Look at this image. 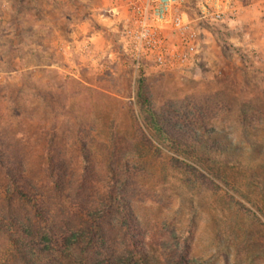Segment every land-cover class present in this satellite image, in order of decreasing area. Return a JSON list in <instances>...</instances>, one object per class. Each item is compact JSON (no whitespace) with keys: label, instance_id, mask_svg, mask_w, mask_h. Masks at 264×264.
Here are the masks:
<instances>
[{"label":"rangeland","instance_id":"374dc122","mask_svg":"<svg viewBox=\"0 0 264 264\" xmlns=\"http://www.w3.org/2000/svg\"><path fill=\"white\" fill-rule=\"evenodd\" d=\"M201 1L183 0L180 10L197 19ZM124 2L0 0L2 117L14 124L10 105L24 106L34 123L50 126L57 117L61 127L88 129L98 147L134 142L137 120L154 145L134 155L142 189L132 209L147 235L137 264H264V114L255 110L264 96V0H233L235 11L223 22L197 19L195 58L180 68L132 66L116 34L124 12H105L123 10ZM141 79L154 109L169 114L188 104L206 113L205 131L195 135L218 141L227 154L202 145L176 150L154 139L139 113ZM241 100L250 102L244 121ZM173 158L219 189L199 186ZM96 167L106 171L104 158Z\"/></svg>","mask_w":264,"mask_h":264},{"label":"trees","instance_id":"16d2710c","mask_svg":"<svg viewBox=\"0 0 264 264\" xmlns=\"http://www.w3.org/2000/svg\"><path fill=\"white\" fill-rule=\"evenodd\" d=\"M141 83L136 91L139 113L160 144L228 152L218 141L195 135L205 131L206 113L188 104L169 106V114L154 109ZM255 101L261 116L264 96ZM249 104L241 100L237 107L240 120L249 116ZM9 111L18 121L11 124L0 113V264H137L146 252L147 235L132 209L142 189L134 155L154 147L138 121L134 142L115 140L98 147L86 128L61 127L57 117L50 126L34 123L32 113L15 104ZM100 157L103 173L96 167ZM25 159L35 162V170L30 172ZM172 163L202 188L219 189L194 165L177 158Z\"/></svg>","mask_w":264,"mask_h":264},{"label":"built area","instance_id":"2783aa9c","mask_svg":"<svg viewBox=\"0 0 264 264\" xmlns=\"http://www.w3.org/2000/svg\"><path fill=\"white\" fill-rule=\"evenodd\" d=\"M124 1L123 23L116 34L135 68L145 63L158 68L185 66L197 52L200 32L195 21L223 22L227 14L235 11L233 0H202L197 19H192L180 10L183 0ZM120 8L113 6L105 12L117 17ZM81 47L89 50V43L84 41Z\"/></svg>","mask_w":264,"mask_h":264},{"label":"crops","instance_id":"0c3cea01","mask_svg":"<svg viewBox=\"0 0 264 264\" xmlns=\"http://www.w3.org/2000/svg\"><path fill=\"white\" fill-rule=\"evenodd\" d=\"M123 11V10H122ZM124 12V11H123Z\"/></svg>","mask_w":264,"mask_h":264}]
</instances>
